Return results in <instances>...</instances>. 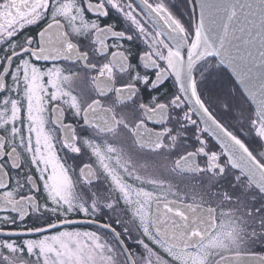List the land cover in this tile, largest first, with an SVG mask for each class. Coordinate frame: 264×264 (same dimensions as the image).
<instances>
[{"label": "snow or ice", "instance_id": "1", "mask_svg": "<svg viewBox=\"0 0 264 264\" xmlns=\"http://www.w3.org/2000/svg\"><path fill=\"white\" fill-rule=\"evenodd\" d=\"M0 264H264V0H0Z\"/></svg>", "mask_w": 264, "mask_h": 264}]
</instances>
